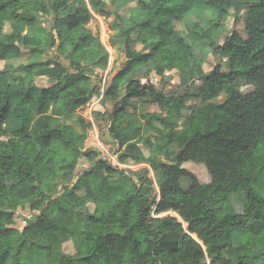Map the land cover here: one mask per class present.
Returning a JSON list of instances; mask_svg holds the SVG:
<instances>
[{
  "label": "trees",
  "instance_id": "16d2710c",
  "mask_svg": "<svg viewBox=\"0 0 264 264\" xmlns=\"http://www.w3.org/2000/svg\"><path fill=\"white\" fill-rule=\"evenodd\" d=\"M112 4L0 0V60L29 51L25 63L0 68V264H264V0H138L127 19ZM231 9L235 20L245 11V38L225 28ZM192 11L215 18L205 27L195 22L190 32L173 28ZM92 12L118 20L110 46L126 59L92 118L104 141L109 135L118 143L121 163L155 170L158 200L146 167L114 168L83 148L90 122L82 113L101 92L89 74L109 60L86 26ZM10 20L25 32L11 26L5 33ZM200 41L220 58L207 73L195 51ZM165 72L179 86L201 81L191 93L199 103L179 124L168 121ZM237 79L253 90L239 91ZM222 93L223 102H211ZM132 98L142 100L144 112ZM76 113L80 130L61 122ZM80 157L94 162L72 181ZM188 162L203 164L210 180L200 182L184 167ZM183 176L190 179L186 189ZM236 192L246 201L239 213L230 201ZM88 202L93 211L77 219L75 211ZM25 204L39 213L14 227L15 211ZM153 205L157 214L178 217H154ZM67 240L73 257L60 252Z\"/></svg>",
  "mask_w": 264,
  "mask_h": 264
},
{
  "label": "rangeland",
  "instance_id": "374dc122",
  "mask_svg": "<svg viewBox=\"0 0 264 264\" xmlns=\"http://www.w3.org/2000/svg\"><path fill=\"white\" fill-rule=\"evenodd\" d=\"M109 7L111 9H116L117 14L119 16H121L122 18H125V19H127L129 17L130 13H132L136 10H139L138 0H113L112 6L109 5ZM244 13H245V11H243L242 14L237 18V20H235L234 11L231 9L229 11L228 15L225 16L224 20L226 21V24H225L226 29L234 30V31L238 32L242 37L245 38L246 33L244 32V19H243ZM214 18H215L214 15L209 11H205L203 13H197L195 11H192V12H189L188 14H186L182 21H175L173 23V28L176 30H179V31L190 32L192 29V25L195 22H197L201 26L205 27V26H207L208 22H210L211 20H214ZM118 24H119L118 20L112 14L99 15V14L93 13V12H92L90 20L86 23V26L89 27L94 34H97L99 36L100 41L102 42V44L106 47V49L109 52V60H108L109 64H108V66H110V65L111 66L108 67L105 77L101 73L105 69V67L94 68L92 73L89 74L90 81L92 83L99 84L101 89H103L107 85L110 78H112L116 74V72L119 71L123 67V65L126 61L123 53H121L118 49L116 50L110 46L109 40L111 37H113L117 34ZM11 26L15 27L16 29H18L19 31H21L23 33L26 30L23 25L16 23L14 20H10V22L8 21L5 24L4 32L5 33L10 32ZM47 26H48L47 21H43V23H41V25H39V27H41V28L45 27V29ZM133 36H136V33H133ZM195 51H196L198 57L202 59V61L204 63V68L207 72L212 68V66H213V65H211L212 63L215 64V63H218V60L220 61V58L218 56L212 55L211 48L208 46L207 41H200V42L196 43ZM28 53H29L28 50H23L21 53V56L18 58H14L11 60H0V68H3V66L6 63H9V64L14 65V66L17 64H20V63H25L27 61ZM45 57H46V55H45ZM222 64H224L223 60H222ZM221 71L226 72L225 65L221 68ZM16 73L20 74L21 71L18 70V71H16ZM132 75L133 74H131L130 76H132ZM164 76H165V82H166V92H165L166 93V99L169 103L170 102L172 103L171 106L170 105H168V106L170 108H174L173 110H171L172 116L169 118V120L179 124L182 121V117L183 116L185 117V115H187L189 113L190 108L199 103L200 97H198V95H191V93L196 94L198 92V90L200 89V86H201V81H195L194 83H191L190 87H188L187 83L182 85V86H179L176 83L177 80H175L176 76H174V73L165 72ZM141 80H143V79H141ZM103 82H104V84H103ZM144 82H145V79H144ZM234 85L242 93H248V92H251L253 90V86L246 84L243 79H237L235 81ZM185 92L190 93L191 96L188 98L189 99L191 98L190 102H192V104L188 105L189 106V110L187 109L188 111L183 110L182 115H178L177 116L178 118H177V117H175L176 112L177 111L179 112L180 109L187 108L182 103L177 102L178 98L182 99V98L186 97ZM224 99H225V94L222 93L219 97L212 100L211 102L212 103H221L224 101ZM134 102L136 103V106L138 108H140V111L144 110L142 101L135 100ZM168 102H167V104H168ZM88 103L90 104V101ZM89 104L86 105V108L82 113L84 120H89V108H90ZM61 122L74 125L78 130H80L77 113L70 115L68 117H65L64 119L61 120ZM153 123L155 124L156 127L163 128V125H161L160 123H158L156 121H154ZM147 130H148L147 126L144 125V134H147ZM100 140H101V142L104 141L102 136H100ZM139 145H140L141 149H144V155L148 156L149 150H148L147 146H145L142 143H140ZM84 146L87 147V149H93V147H94V145H92L88 141L85 142ZM172 158L173 157H171V159L164 158V160L169 161V162H173L174 160ZM93 162L94 161H89L85 157H80L78 159L77 166H76V168H75V170L71 176L72 179H74V181H75V179L80 174H82L85 170L89 169L93 165ZM144 164L148 165L147 163H143V165ZM184 167L186 169H188L189 171H191L200 182L206 183L210 180V176H209V174H208V172H207V170L203 164L188 162L185 164ZM140 168H145V167H140ZM140 168H138V169H140ZM149 168H147L148 169L147 175L153 181L154 195H155L156 200H158L159 199V193H158L159 187L156 184V172L150 166H149ZM259 179L264 180V175L261 174ZM111 181H112V179H111ZM189 184H190V179L187 176L181 177L180 185L183 189L188 188ZM76 192H77V194L82 195L84 193V190L83 189L82 190L77 189ZM230 201H231L233 209L237 213L242 211L243 206L246 202L243 192L232 193L230 195ZM86 205H87V207H85V209H78L75 211V216L77 219H84L86 217L87 213L93 211V209H94L93 203L88 202ZM38 213H39L38 211L30 210L28 204H25L22 207H19L15 211V215H14L15 221H14L13 226L17 227V228H22L23 226H25L28 223H30L31 221H33V219L36 217V215H38ZM151 213L154 217H162L165 215H172V216L178 217V215L176 216L173 211L162 212V213L157 214L154 212V205L152 206ZM183 226L185 227L186 224H183ZM260 249L261 248H258L257 251H259ZM60 252L66 256L73 257L75 254V247H74L73 242L71 240L63 241L60 245ZM207 262H208V260H207Z\"/></svg>",
  "mask_w": 264,
  "mask_h": 264
},
{
  "label": "crops",
  "instance_id": "0c3cea01",
  "mask_svg": "<svg viewBox=\"0 0 264 264\" xmlns=\"http://www.w3.org/2000/svg\"><path fill=\"white\" fill-rule=\"evenodd\" d=\"M109 64V63H108ZM108 64H107V66L105 67V69L101 72L103 75H104V77H105V75H106V72H107V69H108V67H110V66H108ZM202 69H203V71L205 72V73H207V71L205 70V68H204V63L202 64ZM103 77V78H104ZM110 80H111V78H110ZM110 80H109V82H110ZM108 82V83H109ZM103 84H104V82H103ZM104 89V88H103ZM191 95H186V97H184V98H182V99H179L178 98V100H177V102L178 103H182L185 107H187V108H184V109H180L179 110V115H182V111L183 110H189V106L188 105H191L192 104V102H190V100H191V98L189 99L188 97H190ZM187 98V99H186ZM187 101H186V100ZM198 99V98H197ZM135 100H140V101H142L141 99H136V98H132L131 100H130V102L133 104V105H136V103L134 102ZM167 99H166V106L170 109V111L171 110H173L174 108H170L168 105H170L171 106V102L169 103L168 102V104H167ZM89 104V103H88ZM90 108H89V120H86L87 122H90V126L87 128V130H86V132H87V136H86V138H85V140H84V143H83V148L84 149H87V147H85L84 145H85V142H90L92 145H94V147H93V150L95 149H97V146H99V143L101 142V140H100V136H99V134H98V131H97V127H96V125H95V123H94V120H93V118H92V115H91V112H92V110H94V109H99L100 108V105H99V101L98 102H96V98L95 99H93V100H91L90 101ZM195 106V105H194ZM193 107V106H192ZM191 107V108H192ZM190 108V109H191ZM143 109H144V107H143ZM128 111H131V108H128L127 109ZM187 110V111H188ZM138 111L139 112H143V111H140V108H138ZM190 111V110H189ZM176 112V111H175ZM178 112V111H177ZM176 112V113H177ZM178 114H177V116H178ZM177 116H175V117H177ZM186 116V115H185ZM178 118V117H177ZM168 121H170V120H168ZM154 122V121H153ZM153 122H151L152 123V125H154L155 126V124L153 123ZM171 122H173V121H171ZM174 123V122H173ZM147 128H148V130H147V134L150 132V130H149V127L147 126ZM147 134H144V125L142 126V135L143 136H145V135H147ZM106 137V139H107V141H110L111 142V138H110V136L109 135H106L105 136ZM141 149V148H140ZM141 151H142V153L144 154V149H141ZM147 156V155H146ZM140 167H146V168H149V166L148 165H146V164H144L143 165V163H139V164H136L135 166H133V170H137L138 168H140ZM150 169V168H149ZM77 179V178H76ZM75 179V180H76ZM73 181H74V179H73ZM168 212V211H167ZM79 220H81V219H79Z\"/></svg>",
  "mask_w": 264,
  "mask_h": 264
},
{
  "label": "built area",
  "instance_id": "2783aa9c",
  "mask_svg": "<svg viewBox=\"0 0 264 264\" xmlns=\"http://www.w3.org/2000/svg\"><path fill=\"white\" fill-rule=\"evenodd\" d=\"M142 82H144V79L142 80ZM102 93H103V89H101V92L98 96H93L91 100L96 98V102L100 101L102 97ZM118 149H119L118 143L110 142V141H107V142L102 141L99 143V146H97V149H96L97 158L101 161H104L106 164L114 168L133 170V166H135L136 164H133V163L124 164L119 161L118 159L119 150Z\"/></svg>",
  "mask_w": 264,
  "mask_h": 264
},
{
  "label": "bare ground",
  "instance_id": "6f19581e",
  "mask_svg": "<svg viewBox=\"0 0 264 264\" xmlns=\"http://www.w3.org/2000/svg\"><path fill=\"white\" fill-rule=\"evenodd\" d=\"M175 213V212H174ZM175 215H177V214H175Z\"/></svg>",
  "mask_w": 264,
  "mask_h": 264
}]
</instances>
